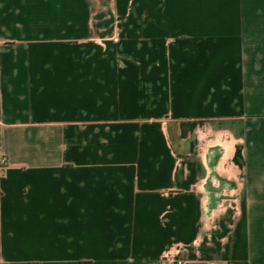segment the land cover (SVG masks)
I'll return each mask as SVG.
<instances>
[{"label":"crops","instance_id":"obj_1","mask_svg":"<svg viewBox=\"0 0 264 264\" xmlns=\"http://www.w3.org/2000/svg\"><path fill=\"white\" fill-rule=\"evenodd\" d=\"M0 264H264V0H0Z\"/></svg>","mask_w":264,"mask_h":264},{"label":"built area","instance_id":"obj_2","mask_svg":"<svg viewBox=\"0 0 264 264\" xmlns=\"http://www.w3.org/2000/svg\"><path fill=\"white\" fill-rule=\"evenodd\" d=\"M0 162L3 163L4 162V156L3 153L1 151V140H0Z\"/></svg>","mask_w":264,"mask_h":264}]
</instances>
